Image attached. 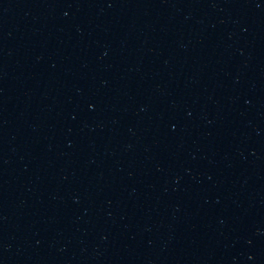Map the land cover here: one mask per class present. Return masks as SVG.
<instances>
[{
    "label": "water",
    "instance_id": "95a60500",
    "mask_svg": "<svg viewBox=\"0 0 264 264\" xmlns=\"http://www.w3.org/2000/svg\"><path fill=\"white\" fill-rule=\"evenodd\" d=\"M0 264H264V0H0Z\"/></svg>",
    "mask_w": 264,
    "mask_h": 264
}]
</instances>
